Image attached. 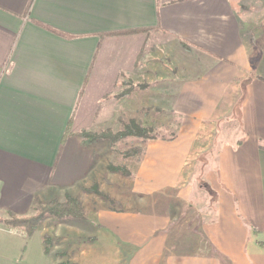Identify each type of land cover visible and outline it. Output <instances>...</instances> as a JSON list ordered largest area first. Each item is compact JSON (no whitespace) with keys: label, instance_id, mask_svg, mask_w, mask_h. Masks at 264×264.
Segmentation results:
<instances>
[{"label":"crops","instance_id":"obj_1","mask_svg":"<svg viewBox=\"0 0 264 264\" xmlns=\"http://www.w3.org/2000/svg\"><path fill=\"white\" fill-rule=\"evenodd\" d=\"M253 2L0 0V219L59 198L62 160L72 143L87 149L66 136L83 100L96 114L120 80L151 76L183 122L147 146L141 211L99 213L123 249L116 264H264V10ZM240 96V133L204 167L214 207L198 217L197 157L224 100ZM42 230L0 222V264H45Z\"/></svg>","mask_w":264,"mask_h":264},{"label":"rangeland","instance_id":"obj_2","mask_svg":"<svg viewBox=\"0 0 264 264\" xmlns=\"http://www.w3.org/2000/svg\"><path fill=\"white\" fill-rule=\"evenodd\" d=\"M252 5L254 12H263L264 3L261 0H255ZM249 6L250 3L246 5L247 8ZM261 21L264 26V20ZM151 79V76L142 75L139 81L132 77L120 80V94L115 99L107 100V108L97 107L96 114H93L94 108L89 105V101L80 100L82 106L74 112L67 134V137H72V141L78 142L81 132L119 133L126 128L127 131L133 130L131 121L146 129L150 138L129 136L116 142L99 140L87 149L72 143V160L66 158L60 164L65 173L55 174L61 181V195L54 200L63 202L68 195L79 198L86 219L47 216L40 223L39 228L44 231L45 248L49 249L45 264H116V257L120 254L118 250L123 249L119 248L115 237L102 229L99 213L104 210L116 213L141 211L142 206L138 202L142 195L135 194L133 188L145 160L147 146L153 140L176 137L183 122L180 115L161 108L163 96L158 89H163L166 84ZM240 98L224 100L216 116L218 120L214 121L217 126L214 144L197 157L191 185L200 189L195 194L198 205L193 211L198 217L202 210H206L207 214L214 207L212 202L208 206L209 198L213 199L209 195V186L202 178V171L215 157L220 145L232 142L235 135L240 133ZM71 170L72 174H69ZM78 174L82 177L75 181Z\"/></svg>","mask_w":264,"mask_h":264},{"label":"trees","instance_id":"obj_3","mask_svg":"<svg viewBox=\"0 0 264 264\" xmlns=\"http://www.w3.org/2000/svg\"><path fill=\"white\" fill-rule=\"evenodd\" d=\"M70 126V125H69ZM130 126L133 130L120 131L119 133H113L112 131H104L100 133L81 132L79 137L82 139L83 147H90L96 144L99 140H110L116 142L119 139H124L129 136H137L143 138H150L148 131L134 121H131ZM66 132V136L68 134ZM53 216L57 219H86V212L79 198L68 195L66 199L61 202L58 200H50L42 202L37 209V213L34 216L18 217L14 214H10L9 218L0 219V222L5 223L8 226L22 228L26 231L27 235L31 236L39 228L40 223L47 217ZM46 255L49 254V249L45 248Z\"/></svg>","mask_w":264,"mask_h":264}]
</instances>
